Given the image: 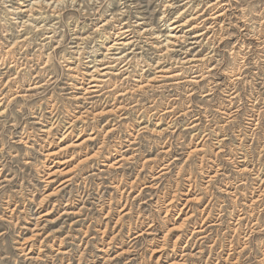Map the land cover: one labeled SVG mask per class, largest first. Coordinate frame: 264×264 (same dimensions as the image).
<instances>
[{
	"label": "rangeland",
	"instance_id": "374dc122",
	"mask_svg": "<svg viewBox=\"0 0 264 264\" xmlns=\"http://www.w3.org/2000/svg\"><path fill=\"white\" fill-rule=\"evenodd\" d=\"M78 1L81 6L75 12L71 8ZM122 1L64 0L56 38L62 46L55 52L53 48L37 51L36 44L28 47L42 59L51 52L47 69L54 78L29 92V97H15L24 92L5 90L9 107L0 117V264H264V195L254 213L252 202L255 183H260L254 177L256 170L264 171V44L252 34L255 28L264 32V0H231L222 26L215 27L196 49L203 55L208 52L204 67L218 66L203 81L192 83L185 72L178 86L127 95L129 106L133 97L140 101L124 110L121 118L115 112L93 118L89 112L76 119L83 110L73 98L79 91L69 85L71 74L60 58L75 55L70 48L73 19L84 36L91 35L89 46H93V36L100 33L93 31L95 23L122 7ZM140 1V11L164 28L159 18L167 9L165 0ZM9 3L0 0V8ZM93 4L98 12L91 9ZM129 4L135 21L137 8ZM244 41L251 43L245 52L238 47ZM148 48L147 57L157 54L156 43ZM238 68L243 77L233 80L231 72ZM27 70L23 75L28 77L32 71ZM233 89L238 90L237 97L230 99L227 91ZM107 101L95 104V109H109L112 96ZM171 104L174 110L163 114ZM68 122L73 123L69 129L73 132L63 138ZM113 124L116 128L105 134ZM47 125L51 130L43 131ZM90 132L95 138L78 145ZM119 142L130 145L126 158L110 168L104 166L108 160L120 159L113 148H120ZM101 145L96 158L84 160ZM47 153L51 156L46 158ZM62 158L65 162L58 165L64 170L46 178L52 161ZM167 162L169 168L158 173ZM243 212L248 218L237 220ZM152 219L153 230L148 229ZM203 220L204 231L198 232ZM253 223L258 224L254 232Z\"/></svg>",
	"mask_w": 264,
	"mask_h": 264
},
{
	"label": "bare ground",
	"instance_id": "6f19581e",
	"mask_svg": "<svg viewBox=\"0 0 264 264\" xmlns=\"http://www.w3.org/2000/svg\"><path fill=\"white\" fill-rule=\"evenodd\" d=\"M73 1L75 0H72V2ZM5 2L7 3L10 2V3L6 6L2 5V7L0 8V13L2 14L0 15V25L2 26V27L0 26L1 27L0 28V117H4L6 115V112L9 107V104L5 106V103L7 102L8 99V95H7L8 92L5 93V90L7 88L8 90L9 88L10 90L14 89V91L16 92H24V93H17L15 97H29L30 96L29 92L37 91L38 89L42 88L44 85H47V83L54 78V76L51 75V73L47 69L49 65L48 62L51 60V56H50L51 52L46 53L47 55L43 56L42 59L41 55L36 56L35 55L36 53L31 54V50L29 49L31 48L32 45L36 44V46L38 45L40 46V48L37 49V51L38 50L40 51V49L49 50L51 48H53V51L54 50L57 51V49L62 46V43L59 40H56V38L57 36H59L58 34L60 33L59 29L62 26V22H61L62 15L65 14L63 13L61 15V10L59 8L61 3L64 2V0H5ZM129 2L135 3V6L133 7L137 8L136 9L137 19L135 21H133L129 15V12H131L129 11V8L131 6L130 5L131 3L129 4ZM144 2H146V0ZM165 2L166 3H164V7L165 9L166 8L167 9L166 10L164 9L165 11L163 12L162 16L159 18V22H164L162 26L165 27L163 28L160 25L161 23L157 25L151 22V20H149V18L146 16V13H144L145 10L144 11L142 10V12L140 11L143 7L141 6L140 0H123L121 5L122 7L115 9V11L114 10L111 11V13L107 15V17L99 21L100 24L95 23V26L93 27L95 29L93 31L99 30L100 33L97 34V36H95L96 38L93 36L94 40L93 39L92 40L96 43L93 46L92 45L89 46V40L90 38H92L91 35L88 34L84 36L86 33H84L85 31L83 33L80 31L78 20L73 19L74 24L73 23L72 24L74 26L70 29L71 43H73V46L71 45L70 48L74 49L71 50V52L75 55L69 57L62 55L60 58L62 59V62L64 63L66 62L64 66L67 68V70L70 71L71 82L69 83V85L79 91L76 94H73V98L81 102L78 105H80V107L83 110L82 111L79 110L80 115H78L76 119L82 118L81 117L82 115H87L89 114V112L92 113L93 118H95V116L99 114L105 115V114H109L110 112H115L116 114H118V117L121 118L124 116V114H126L124 110H126L127 108L135 107L136 105H138V102L140 101V98L136 99V97H133L135 98V100H131L132 101L131 103H133V105L131 104L129 106L130 103L125 102L127 95L140 96L149 90L164 88L165 85L178 86L180 85V83H183L181 79L183 78L182 75L185 72L190 73L188 75L189 77L187 79L188 81L192 83H198L203 81L204 78L207 77L206 73H210V71L212 72V70L218 67L217 65H209L204 67L206 64L205 61L209 59V56H207L208 52L203 55L202 50L196 51V49L198 47L201 48L204 39L210 38L207 37L209 33L213 32L214 34L215 30H217L215 29V27L222 26L223 18L226 17L229 7L233 5L231 3V0H165ZM79 6H81V3L77 4V2H75V5L73 6L74 8L71 9L75 12L76 11L79 12ZM91 9L97 11L99 8H97V5L93 4ZM173 9L177 10L176 11L177 15L173 17H168L170 15L171 10ZM167 10H169L168 13ZM188 11L190 13L187 14ZM206 14H208L209 16L205 18ZM242 18L244 19L245 15L242 16ZM31 27L32 30H29V28ZM258 30L259 29L256 30V28L253 29V33H252L253 38L256 37L257 39L260 40L261 43L264 44V32H261L263 30H261L260 32ZM15 32L16 33L18 32V34L15 35L16 34ZM37 32H40L42 37L41 36L38 37V35L36 34ZM1 39H4L5 42H3ZM150 39H157V40L156 42H151ZM53 43H57V44L54 45ZM154 43H156V46L158 47L157 48L158 52L157 54L152 53L154 54L153 57L151 56L152 54L149 55L150 57H147L145 52H147V50L149 49L148 46L152 47ZM250 44L251 43L245 44L244 41L242 42V44L239 43L238 47L240 51L241 50L244 51L250 47ZM33 48L34 47H32V49ZM244 52L243 54L247 55V53ZM45 57L46 60H44ZM42 63L43 65L40 67L39 65H41ZM247 67L248 65L246 66V68ZM11 68L12 69L14 68V73H11L12 70ZM233 68L236 67L233 66ZM263 68L264 67H262L261 69ZM204 69L206 71H204ZM239 69L240 68H238V70H232L231 77L233 80H238V79L241 80L242 73ZM26 70L32 71L30 73H27L29 74L28 77L25 76V74L23 75V72ZM43 76L48 78L47 79L42 78ZM18 88H22V90L17 91ZM234 89L231 91L226 90L228 92L227 94L230 99L237 97L236 92L238 90L236 91ZM212 90L213 88L209 89L210 92ZM206 95H209V93L205 94V96ZM109 96L110 97L112 96V100H113L112 105L110 106L109 109L107 108L108 106L105 107L101 106L102 108H100V110L95 109V104L97 105L108 104L109 101H107V98ZM94 98H99V99L92 100ZM12 99L10 101H12ZM173 107L174 104H171L169 106L167 105L164 108V111L162 110L163 114L164 113L170 114V112L174 110ZM261 111L259 110V113ZM53 118L54 116L52 117V119ZM195 119L198 120V118ZM40 120L43 119L41 118ZM255 120H256L255 115L254 114L250 115L249 123L253 125ZM68 123L70 124L71 122ZM192 123L194 122L192 121ZM54 124L55 122H52L51 126L53 127ZM72 125L73 123H71L70 127H68L66 131L63 133L62 135L63 138L67 136L69 133L73 132L72 130H69L72 128L71 127ZM51 126L48 127L47 125V129L45 128L43 129V131L47 132L48 130H51L52 128ZM40 128L41 129L39 130H42V127ZM115 128H116L115 124H113L111 128H109L108 126L104 130L105 134L111 133ZM83 130L84 128H81L79 132L81 133ZM22 132L24 133L25 131ZM94 134L95 132H90V134L81 142H79L78 145L86 140L94 139L95 138ZM128 135H131V133H129ZM125 141H129L130 145H133V143H135L133 141L130 142L131 140L128 139H126ZM119 143H120L119 144L120 148H117V145H113L114 146L113 148L115 151H117V153H120V159L115 158L114 160H108L104 162L103 164L104 166L110 168L116 163L119 164L120 161L124 159V157L126 158L127 154H124V152L130 149V145H124L127 146V149L123 150L124 149L123 148L124 146L122 145L123 143L122 142ZM71 144L72 142L68 143V145ZM101 148H103V145L99 146L98 149L93 154L87 155L84 158V160L90 161L91 159L96 158V156L100 154ZM60 149L62 150L63 148ZM53 153L54 152H50L51 155ZM51 155L47 153L46 158L47 156H51ZM241 161H245V159ZM52 162L54 163V165L53 164L49 165L48 171L46 173V178H51L53 177V175H56L64 170V168H61V166L58 165L59 163L65 162L63 161V158L55 159ZM79 163L80 162H78V164ZM169 166H170L169 162L163 163V165L160 166L161 168L158 171V173L163 172L165 169H168ZM1 170L2 169H0V174H1ZM255 174L256 176L254 177H256L260 181V183H255L256 185L253 188V201H252L253 213L254 211H256L255 206L261 203L263 199L262 196L264 195L263 194L264 171L261 170V168H258ZM70 180H72L71 177L64 180L60 185L68 183ZM41 203L42 200L39 201V204ZM168 205L169 204H167L166 206ZM165 209L167 213L169 209L167 208ZM181 210L182 209H180V211ZM39 215L43 216L46 214L42 215V213H40ZM247 218L248 216L246 215V213L243 212L238 215L237 220L241 221ZM151 222L152 223L149 225L148 229L153 230L152 225L154 223V219H152ZM256 224L257 223H253V232L255 231L254 228H256L255 227ZM203 225H204V220L200 224L201 228L199 227L198 232L204 231ZM225 260L226 262H228L229 261L228 257Z\"/></svg>",
	"mask_w": 264,
	"mask_h": 264
}]
</instances>
